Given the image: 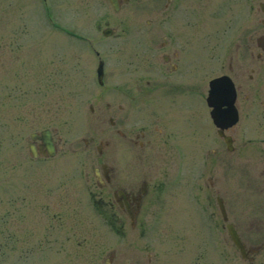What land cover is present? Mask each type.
I'll list each match as a JSON object with an SVG mask.
<instances>
[{
    "label": "rangeland",
    "instance_id": "obj_1",
    "mask_svg": "<svg viewBox=\"0 0 264 264\" xmlns=\"http://www.w3.org/2000/svg\"><path fill=\"white\" fill-rule=\"evenodd\" d=\"M158 9V0H132L117 12L106 0H0V264H264V240L256 231L264 202L254 186L255 155L231 151L226 167L221 160L217 167L225 175L228 216L240 224L251 250L248 259L231 239L224 246L201 228L207 220L191 207L186 190L178 197L173 146L142 169L157 190L163 175L171 180L143 209L144 225L117 234L109 209L94 199L100 191L96 160L111 153L106 104L113 72L121 80L132 63V80L145 87L150 55L144 35L157 31ZM106 24L122 38L104 37ZM100 60L103 85L97 80ZM220 73L215 60L214 73L198 82L206 89ZM171 112L175 120L183 109ZM197 121L198 160L206 142L219 145L214 127L211 138L202 134L209 123L200 96ZM45 129L53 131L57 154L34 158L30 135Z\"/></svg>",
    "mask_w": 264,
    "mask_h": 264
},
{
    "label": "flooded vegetation",
    "instance_id": "obj_2",
    "mask_svg": "<svg viewBox=\"0 0 264 264\" xmlns=\"http://www.w3.org/2000/svg\"><path fill=\"white\" fill-rule=\"evenodd\" d=\"M131 1L117 0L120 9ZM158 1L157 31L144 35L150 55L142 67L147 74L145 87L132 80V63L126 65L121 80L117 69L113 72L111 100L106 104V111L111 113V153L104 159L99 148L102 155L96 160L95 173L100 191L94 193V199L98 197L109 209V223L112 227L119 225L122 231L116 230L117 234H123L126 227L144 225L143 209L152 203L153 193L159 197L165 193L166 183L170 186L171 180L165 182L163 175L157 190L156 182L142 169L163 155L166 147L173 146L178 197L182 189L186 190L191 207L195 212L199 208L207 220L201 228L209 229L224 246L229 243L228 226L232 224L245 252H251L240 224L228 216L226 185L222 181L225 175L220 176L217 167L220 160L226 167L224 158L230 153L225 137L234 151L255 155L254 186L264 202V0ZM107 27L112 29L110 37L122 38V33L108 24ZM215 60L221 64V73L211 77L205 89L198 81L214 73ZM219 77L224 78L221 109L227 127L223 136L212 120L208 104L209 83ZM198 96L204 99L208 111L209 126L202 134L211 138L214 127L219 145L208 147L206 142L197 160ZM174 107L177 111L183 109L175 120L171 112ZM95 109L90 106L92 112ZM232 119L236 121L231 123ZM41 144L36 142L39 156L47 158L40 152ZM258 227L257 235L264 240V217L259 218Z\"/></svg>",
    "mask_w": 264,
    "mask_h": 264
},
{
    "label": "water",
    "instance_id": "obj_3",
    "mask_svg": "<svg viewBox=\"0 0 264 264\" xmlns=\"http://www.w3.org/2000/svg\"><path fill=\"white\" fill-rule=\"evenodd\" d=\"M110 2L115 10L119 9L117 0H110ZM103 34L108 37L112 34V30L110 28H107L104 30ZM98 73H99V78L101 81L103 77V64H100ZM222 93H223V79L220 78V79H216L212 81L210 98L208 102H209V105L213 107V110L211 113L213 120L215 124L217 125V127H219L220 134L223 136V130L227 126L226 124H224L223 112L221 110L222 103L220 102V99L222 97ZM232 121L235 122L236 119ZM30 138H31L32 143H30L29 145V150H30L31 155L34 158L38 157V151H39L35 144L36 141L42 142L40 146V152H42L45 156L54 157L56 155V147L53 141V135H52L51 130L46 129V130L41 131L40 133H32L30 135ZM225 140H226L229 150L231 151L233 148H232V143L230 139L228 137H225ZM43 148L45 150H43ZM223 214H224V211H223ZM229 233H230L233 243L240 250V253L242 254V256L245 257L246 252L244 250V245L241 242L237 232L235 231L232 225H229Z\"/></svg>",
    "mask_w": 264,
    "mask_h": 264
}]
</instances>
